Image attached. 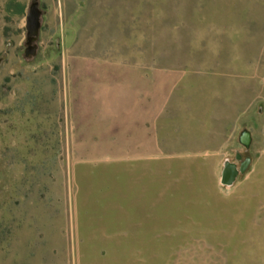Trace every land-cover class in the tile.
I'll use <instances>...</instances> for the list:
<instances>
[{
  "label": "rangeland",
  "instance_id": "rangeland-1",
  "mask_svg": "<svg viewBox=\"0 0 264 264\" xmlns=\"http://www.w3.org/2000/svg\"><path fill=\"white\" fill-rule=\"evenodd\" d=\"M31 3L0 0V264H264V0H39L27 58Z\"/></svg>",
  "mask_w": 264,
  "mask_h": 264
},
{
  "label": "water",
  "instance_id": "water-1",
  "mask_svg": "<svg viewBox=\"0 0 264 264\" xmlns=\"http://www.w3.org/2000/svg\"><path fill=\"white\" fill-rule=\"evenodd\" d=\"M41 16L42 10L39 6V0H32L30 5L29 12L27 14L26 29H27V40L25 48V56L27 58L34 57L37 54L38 50V35L41 28ZM7 55H0V64L6 59ZM240 142L246 147L250 146L251 143V134L250 131L244 130L240 135ZM227 165V164H226ZM230 167L229 174L224 176L225 182H230L236 174V170L233 164H228Z\"/></svg>",
  "mask_w": 264,
  "mask_h": 264
},
{
  "label": "flooded vegetation",
  "instance_id": "flooded-vegetation-1",
  "mask_svg": "<svg viewBox=\"0 0 264 264\" xmlns=\"http://www.w3.org/2000/svg\"><path fill=\"white\" fill-rule=\"evenodd\" d=\"M240 158V157H239ZM235 168V167H234ZM230 169V167L229 166H227L226 168H225V170H224V176H226V175H228L229 174V170Z\"/></svg>",
  "mask_w": 264,
  "mask_h": 264
}]
</instances>
